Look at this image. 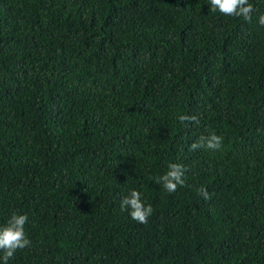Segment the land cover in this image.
I'll return each instance as SVG.
<instances>
[{"label": "trees", "instance_id": "1", "mask_svg": "<svg viewBox=\"0 0 264 264\" xmlns=\"http://www.w3.org/2000/svg\"><path fill=\"white\" fill-rule=\"evenodd\" d=\"M249 2L251 22L209 0H0V226L27 214L31 240L8 264H264ZM213 132L219 150L191 149ZM173 163L188 171L169 193L154 178ZM133 189L147 224L120 210Z\"/></svg>", "mask_w": 264, "mask_h": 264}, {"label": "clouds", "instance_id": "2", "mask_svg": "<svg viewBox=\"0 0 264 264\" xmlns=\"http://www.w3.org/2000/svg\"><path fill=\"white\" fill-rule=\"evenodd\" d=\"M211 11L232 17H242L245 21L251 22L254 12L258 9L253 7L249 0H209ZM258 23L264 26V14L258 17ZM181 124L190 123L198 124L199 118L196 115H180ZM223 138L214 132L208 136H201L198 141L191 144L192 150L205 149L216 151L222 147ZM188 168L180 163L169 165L168 170L161 176L155 177V183L161 185L169 193H175L178 187L185 186V173ZM204 199H210L206 188L197 189ZM120 210L127 211L130 217L138 223L147 224L149 218L153 215L154 209L151 204H146L142 194L138 190H130L120 203ZM29 221L27 214L14 212L10 219L0 226V252L3 253L0 260L3 264H8L9 260L14 257L18 250H23L31 246V240L28 238L25 226Z\"/></svg>", "mask_w": 264, "mask_h": 264}]
</instances>
